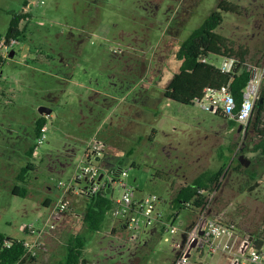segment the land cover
<instances>
[{
  "label": "rangeland",
  "instance_id": "rangeland-1",
  "mask_svg": "<svg viewBox=\"0 0 264 264\" xmlns=\"http://www.w3.org/2000/svg\"><path fill=\"white\" fill-rule=\"evenodd\" d=\"M219 1L0 0V38L13 14L27 12L14 55L0 64V233L30 238L21 226L40 224L46 212L42 199L56 198V183L70 176L85 139L101 125L96 136L123 151L127 181L143 195L161 197L164 208L172 183H188L204 169L227 164L209 214L232 225L240 238L264 240V158L251 151L256 133L251 127L245 132V124L238 123L239 131L238 124L230 127L195 102L167 104L160 95L161 85L178 70L179 43ZM225 1L238 8L223 12L215 31L234 49H245L247 63L264 66V0ZM221 59L208 56L215 65ZM41 106L52 111L46 138L32 158L26 151L35 140ZM239 155L249 163L235 171ZM27 161L34 169L24 181L16 180ZM15 184L27 194L13 195ZM85 202H74L79 217L67 216L33 264H60L64 246L77 233L85 237L88 264L174 263L175 251L158 229L130 243L125 231L111 230L117 221L107 212L101 228L89 232L81 222ZM185 219L190 225L196 214L182 209L176 222L184 226ZM204 262L228 264L224 255Z\"/></svg>",
  "mask_w": 264,
  "mask_h": 264
},
{
  "label": "built area",
  "instance_id": "built-area-1",
  "mask_svg": "<svg viewBox=\"0 0 264 264\" xmlns=\"http://www.w3.org/2000/svg\"><path fill=\"white\" fill-rule=\"evenodd\" d=\"M18 43L19 40L15 37L0 38V55L4 60L10 57V51ZM221 57L218 65L210 62L208 56L200 55L199 60L217 67L224 74L240 73L243 70L251 72V78L243 90L240 106L237 107L228 84L221 85L218 89L207 87L202 95L194 98L192 102L197 103L202 110L218 114L227 121L246 125L260 96L264 66L241 62L236 56ZM46 130L44 124L36 138L34 151L46 138ZM106 151L107 144L96 135L87 140L70 176L56 183L58 194L44 207L46 212L40 215V224L21 226L20 230L30 238L20 239L23 246L20 260L28 262L37 258L44 249L46 238L64 228L62 226L67 216L79 217L73 210L74 198L79 197L87 201L100 194L112 202L108 212L111 218L117 221V225L111 227L112 231L115 228L122 229L127 233L130 243H137L144 233L152 234L154 229H158L163 240L175 251L173 264H206L205 258L214 255L226 256L228 264H264V243L257 246L252 237H238L232 225L209 214L217 187L212 190L197 189L198 193L206 197L196 211L186 209L196 214V219L188 230H185V224L183 226L176 222L180 210L172 207L170 203L167 208L162 207L163 199L154 193L143 195L139 187L127 181L128 169L122 163H113L110 166L104 164ZM10 244L11 240L4 238L0 246L9 247Z\"/></svg>",
  "mask_w": 264,
  "mask_h": 264
},
{
  "label": "trees",
  "instance_id": "trees-1",
  "mask_svg": "<svg viewBox=\"0 0 264 264\" xmlns=\"http://www.w3.org/2000/svg\"><path fill=\"white\" fill-rule=\"evenodd\" d=\"M25 4H27V1H24ZM237 8V5L233 6L225 0H220L216 8L210 12L203 22L179 43L174 53V57L179 61L178 70L173 72L163 87V96L165 98L182 104H189L194 98L200 97L205 88L218 89L221 85L228 84L237 107L240 106L243 90L251 78V72L243 70L240 73L224 74L217 67L199 60L200 55L209 56L213 54L218 56H236L241 62L246 61L247 51L245 49H234V46L226 37L215 31L222 23L223 12H236ZM26 16L27 13L13 14L4 37L18 38L22 36L23 29L20 28V22ZM3 61L4 59L0 55V64ZM45 122L44 115H40L34 120L35 140L26 151L29 157L34 151L36 138ZM227 124L233 127L238 123L227 121ZM249 127L253 129L257 136V139L252 144L251 151L257 154V158H264V84H262L260 96L254 104L252 116L244 126V131H248ZM123 156L124 154L109 155L106 152L103 163L108 166L113 163H123ZM241 167L242 164L237 160L232 168L235 171H239ZM229 168L227 164H222L217 169L202 170L190 182L184 183L175 190L171 197L170 205L178 210L192 209L196 211V208L204 203L206 197L204 194L198 193L197 189L212 190L214 187L219 188L221 176L226 174ZM33 169V164L27 161L17 173L16 180L24 181L27 172ZM254 178L252 176V179ZM256 186H258V183H253L252 189ZM11 192L13 195L20 196L27 194L26 188L19 184H15ZM185 203H188V205H185ZM111 205V200L100 194L88 199L81 217L83 226L87 227L89 232L98 231ZM4 238L11 240V244L9 247L0 246V264H33L36 262V258L30 259L28 262L20 260L23 254V246L20 239L6 237L0 233V243ZM254 242L257 246H260L264 243V240L257 237ZM84 247L85 237L82 234L77 233L69 238L64 246V259L60 261V264H88L83 257Z\"/></svg>",
  "mask_w": 264,
  "mask_h": 264
},
{
  "label": "crops",
  "instance_id": "crops-1",
  "mask_svg": "<svg viewBox=\"0 0 264 264\" xmlns=\"http://www.w3.org/2000/svg\"><path fill=\"white\" fill-rule=\"evenodd\" d=\"M168 81V80H167ZM167 81L164 83V84H162L161 85V87H160V89H161V92H160V95L166 100V102H167V104L170 102V101H172V100H170V99H168V98H165L164 96H163V87H164V85L167 83ZM93 91H94V93H95V88L93 89ZM51 109H50V113H51ZM50 113L49 114H41V113H39V115L38 116H40V115H44V117H45V119H46V122H47V117H49L50 116ZM49 115V116H48ZM37 116V117H38ZM36 117V118H37ZM35 118V119H36ZM227 121V120H226ZM46 122H45V125H46ZM46 127H47V125H46ZM100 129H101V125H99L97 128H96V130H95V128L92 130V132H91V134L85 139V144H86V142H87V140L90 138V137H92V136H94V135H96L97 134V132L98 131H100ZM107 144V143H106ZM107 153H110V154H114V155H123L124 153H123V151H121V150H118V149H116V148H113V147H111L110 145H108L107 144V151H106ZM36 154H37V150H35L34 152H32V155H31V157L33 158V157H35L36 156ZM106 155V154H105ZM61 165V167H64V163H61L60 164ZM185 183H187V182H185ZM184 183H182V184H180L179 186H175L173 183L171 184V186H170V190H171V197L173 196V194H174V192H175V190L177 189V188H179L181 185H183ZM47 188H49V187H47ZM82 198H79V197H76V198H74V202H78L79 200H81ZM53 200H51V198L50 197H48V196H46V197H44L43 199H42V204L44 205V207L46 206V205H48L50 202H52ZM86 203V202H85ZM85 203H84V206H85ZM167 208V207H166ZM186 223V221L184 220V224ZM186 227V226H185ZM46 243H45V245H44V249L42 250V252H45L46 251ZM35 263V262H34Z\"/></svg>",
  "mask_w": 264,
  "mask_h": 264
},
{
  "label": "water",
  "instance_id": "water-1",
  "mask_svg": "<svg viewBox=\"0 0 264 264\" xmlns=\"http://www.w3.org/2000/svg\"><path fill=\"white\" fill-rule=\"evenodd\" d=\"M13 55H14V51L12 50V51H10L9 56L12 57ZM39 113H41V114H49V113H50V109L47 108V107H43V106H41V107H39ZM240 129H241V125L238 126V131H239ZM238 161H239L241 164H243V165H247V164L249 163V161H248L247 159H244L242 155H239V156H238ZM100 177H101V175H100ZM100 177H99V178H100ZM192 223H193V222H192ZM192 223H191L190 225H187V226L185 227V230H188V228L192 225ZM182 237H183V238L185 237V234H184V233L182 234Z\"/></svg>",
  "mask_w": 264,
  "mask_h": 264
}]
</instances>
